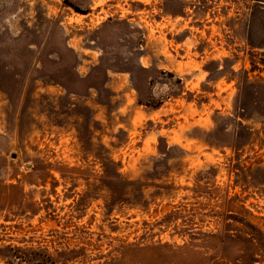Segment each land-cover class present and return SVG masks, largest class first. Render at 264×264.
<instances>
[{
    "label": "rangeland",
    "instance_id": "rangeland-1",
    "mask_svg": "<svg viewBox=\"0 0 264 264\" xmlns=\"http://www.w3.org/2000/svg\"><path fill=\"white\" fill-rule=\"evenodd\" d=\"M0 264H264V0H0Z\"/></svg>",
    "mask_w": 264,
    "mask_h": 264
},
{
    "label": "trees",
    "instance_id": "trees-1",
    "mask_svg": "<svg viewBox=\"0 0 264 264\" xmlns=\"http://www.w3.org/2000/svg\"><path fill=\"white\" fill-rule=\"evenodd\" d=\"M18 258V256H16Z\"/></svg>",
    "mask_w": 264,
    "mask_h": 264
}]
</instances>
